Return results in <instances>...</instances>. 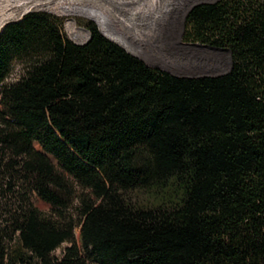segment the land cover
I'll return each mask as SVG.
<instances>
[{
  "label": "trees",
  "instance_id": "obj_1",
  "mask_svg": "<svg viewBox=\"0 0 264 264\" xmlns=\"http://www.w3.org/2000/svg\"><path fill=\"white\" fill-rule=\"evenodd\" d=\"M85 27L0 31V264H264V0L187 12L184 40L230 50L215 75Z\"/></svg>",
  "mask_w": 264,
  "mask_h": 264
},
{
  "label": "rangeland",
  "instance_id": "obj_2",
  "mask_svg": "<svg viewBox=\"0 0 264 264\" xmlns=\"http://www.w3.org/2000/svg\"><path fill=\"white\" fill-rule=\"evenodd\" d=\"M103 9L113 12L117 17L131 22L135 29L147 31L153 28L158 15H164L162 23L156 29V37L147 40L149 54L134 53L146 64L154 68L167 70L176 75H215L226 72L230 67L229 53L225 50H215L206 46L193 45L192 41L183 39L184 23L187 12L192 6L201 2L216 0H91ZM57 8H33L28 12H45L61 19L63 33L74 42H83L82 39H73L67 29V20L74 18L80 27H85L88 21L97 22L83 14H63ZM18 19V18H15ZM14 19V20H15ZM12 20V19H11ZM99 28V26H98ZM100 30V28H99ZM101 31V30H100ZM200 44V43H198ZM206 45V44H205ZM162 58L168 60L163 62ZM18 75L17 63L11 70L7 80H14ZM41 207H48L45 202L38 201ZM78 235V229L76 230ZM60 248L55 251L60 254Z\"/></svg>",
  "mask_w": 264,
  "mask_h": 264
},
{
  "label": "bare ground",
  "instance_id": "obj_3",
  "mask_svg": "<svg viewBox=\"0 0 264 264\" xmlns=\"http://www.w3.org/2000/svg\"><path fill=\"white\" fill-rule=\"evenodd\" d=\"M57 8L63 14L80 13L95 20L102 33L115 40L134 53L151 55L147 49V40L156 37V29L163 22L164 15H158L154 27L147 31L135 29L131 22L123 20L113 12L103 9L91 0H0V29L4 23L20 17L35 8ZM67 29L73 39L86 40L88 31L77 25L74 18L67 20ZM163 62H167L162 58Z\"/></svg>",
  "mask_w": 264,
  "mask_h": 264
},
{
  "label": "water",
  "instance_id": "obj_4",
  "mask_svg": "<svg viewBox=\"0 0 264 264\" xmlns=\"http://www.w3.org/2000/svg\"><path fill=\"white\" fill-rule=\"evenodd\" d=\"M87 30V29H86ZM88 31V30H87ZM101 32V31H100ZM102 33V32H101ZM105 37H107V38H109V39H111V40H113L112 38H110V37H108L106 34H104V33H102ZM89 37H90V34H89V31H88V37L86 38V40H84L83 42H79V43H85L88 39H89ZM113 41H115V40H113ZM116 42V41H115ZM76 43H78V42H76ZM117 43V42H116ZM119 44V43H118ZM120 45V44H119ZM193 45H199V46H206V47H209V48H211V49H215V50H225V51H227L228 53H229V57H230V65H231V55H230V50L228 49V48H221V47H215V46H211V45H205V44H198V43H193ZM123 47V46H122ZM124 48V47H123ZM125 49V48H124ZM129 52V51H128ZM131 53V52H130ZM132 54V53H131ZM134 55V54H133Z\"/></svg>",
  "mask_w": 264,
  "mask_h": 264
}]
</instances>
